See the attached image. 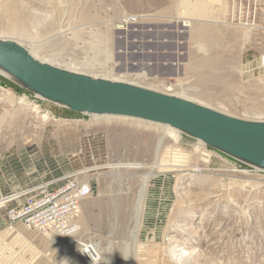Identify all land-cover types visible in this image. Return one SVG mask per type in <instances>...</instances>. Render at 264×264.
Instances as JSON below:
<instances>
[{"label": "rangeland", "instance_id": "obj_1", "mask_svg": "<svg viewBox=\"0 0 264 264\" xmlns=\"http://www.w3.org/2000/svg\"><path fill=\"white\" fill-rule=\"evenodd\" d=\"M8 2L25 31L1 15ZM0 37L61 68L264 120V0H0ZM30 94L0 72V199L81 171L91 186L81 236L99 245L101 262L111 243L122 264L138 220L134 264H181L174 245L193 251L183 264H264V171L162 124L76 113ZM14 226L0 224V264H83L58 238Z\"/></svg>", "mask_w": 264, "mask_h": 264}, {"label": "water", "instance_id": "obj_2", "mask_svg": "<svg viewBox=\"0 0 264 264\" xmlns=\"http://www.w3.org/2000/svg\"><path fill=\"white\" fill-rule=\"evenodd\" d=\"M0 72L39 99L70 111L169 125L246 166L264 171V120L236 117L138 84L70 71L40 61L17 41L2 37Z\"/></svg>", "mask_w": 264, "mask_h": 264}, {"label": "built area", "instance_id": "obj_3", "mask_svg": "<svg viewBox=\"0 0 264 264\" xmlns=\"http://www.w3.org/2000/svg\"><path fill=\"white\" fill-rule=\"evenodd\" d=\"M252 13L248 7V23L253 22ZM134 19L135 17L128 18ZM34 98L39 99L36 96ZM90 193L91 186L83 178L82 172L72 171L11 196L14 198L10 201L21 197L23 199L14 205L5 204L0 208H4L10 224L20 223L27 229L58 238L61 244L74 250L84 264H101L99 249L96 250L92 245L96 242L82 238L78 221L81 201Z\"/></svg>", "mask_w": 264, "mask_h": 264}, {"label": "bare ground", "instance_id": "obj_4", "mask_svg": "<svg viewBox=\"0 0 264 264\" xmlns=\"http://www.w3.org/2000/svg\"><path fill=\"white\" fill-rule=\"evenodd\" d=\"M3 17H6L7 18V21H8V24L12 27V25H20L21 26V28L24 30L25 28H26V25H27V19H25L23 16H21V14L19 13V10H18V8H17V5H16V3H14V2H8V3H6V4H4L3 5V7H2V14H1ZM1 16V17H2ZM187 25H189V22H185V26H187ZM191 30V29H190ZM25 31V30H24ZM63 30L62 29H60V30H58V32H56V33H54L53 35H57V34H59V33H61ZM51 36H52V34H51ZM27 49H28V51L31 53V55H33L35 58H37V59H39L40 61H44V62H48V63H50V64H52L53 65V62H49V61H46V60H44L43 58H40V57H38L36 54H35V52H34V50L32 49V48H30V47H26ZM87 63V62H86ZM66 67V66H65ZM65 69H67V70H70V71H76V72H79V71H77V70H72V69H70V68H65ZM83 73V72H82ZM133 75H135L136 77H142V78H148L149 77V74L145 71V70H139L138 72H134L133 73ZM93 77H95V76H93ZM103 77V76H102ZM103 78H105V77H103ZM114 80V79H113ZM122 81V80H121ZM126 82V81H125ZM131 83V82H130ZM175 95V94H174ZM7 100L8 101H10L11 103H15V99H14V95L11 93V92H9V91H7ZM187 99H189V98H187ZM190 100H192V99H190ZM194 101V100H193ZM195 102H198V101H195ZM198 103H201V102H198ZM35 109L37 110L38 109V107L36 106L35 107ZM6 110V109H5ZM8 111V110H7ZM9 112V111H8ZM5 114H6V111H5V113H3V115L0 117V123H2L3 121H4V119H5ZM7 115V114H6ZM48 116V115H47ZM96 116H104V117H122V116H112V115H96ZM125 118H128V117H124V119ZM129 118H131V117H129ZM132 120V119H131ZM139 120V119H138ZM152 123V122H151ZM163 127L162 128H165L166 130H171V129H173V131L174 130H176V131H178L177 129H175V128H173V127H171V126H169V125H162ZM179 132V131H178ZM201 142V141H200ZM119 164V163H118ZM117 167H131V168H139V167H141V165H138L137 163L136 164H120V165H118ZM187 170H189V168L187 169ZM86 171V170H85ZM150 173H148V174H146L145 176H144V178H143V185H142V188H144L145 186H146V184H147V181L149 180V175ZM152 175V174H151ZM21 194V193H20ZM141 198H140V200H139V202H138V205H141L142 203H144V200H145V193H144V190L142 189V193H141ZM14 197H11V198H9V197H3V198H1L0 199V206H2V205H7V203L11 200V199H13ZM80 214H81V216H82V214H83V211L80 209V213H79V216H78V219H79V217H80ZM136 224L139 226V222H138V220L136 221ZM138 226H136V228H135V230L133 231V233L131 234V237L129 238V240L128 241H126L125 243H124V246H123V254H122V264H134V260H135V258L136 257H134L133 259H132V257H131V252L132 251H135L134 249V245L130 242V241H133L134 243H136L137 242V235H138V230H137V228H138ZM93 245V247L96 249V250H98V244L97 243H93L92 244ZM111 249H112V246H111V243H109V246H108V252H107V261L106 260H104V261H102L101 262V264L103 263V264H114V260H115V258L113 257V255L111 254ZM190 250V249H189ZM170 251H172V255H173V257L175 258L174 259V261L176 260L178 263H181V264H183V262H185V257H187L188 255H190L191 253H193V251L191 252V251H188V249H185V247L183 246V247H180V245H174L171 249H170ZM99 255H100V252H99ZM100 258H101V255H100ZM187 259H189V258H187ZM81 260V259H80ZM82 261V260H81ZM83 263V262H82ZM84 264V263H83Z\"/></svg>", "mask_w": 264, "mask_h": 264}, {"label": "crops", "instance_id": "obj_5", "mask_svg": "<svg viewBox=\"0 0 264 264\" xmlns=\"http://www.w3.org/2000/svg\"><path fill=\"white\" fill-rule=\"evenodd\" d=\"M42 183V182H41ZM25 183H21L20 185H19V187H20V189L22 190L21 192H19V193H22L23 191H25L26 189H28V188H30V187H32V185H27V184H25ZM37 184H40V182L39 183H37ZM37 184H34V185H37ZM33 185V186H34ZM19 189V190H20ZM23 199V197H21V198H19V199H16V200H12V201H9V202H11V203H9L8 205H14V204H16V203H19L21 200ZM4 213H5V211H4ZM8 223V224H10L9 223V221H8V219H7V217H6V215L4 214V216L3 215H1V217H0V224H2V223ZM10 225H15L14 227L15 228H13V229H16V228H21V224L20 223H13V224H10ZM23 228L22 229H24L25 230V227L24 226H22ZM26 230H27V228H26ZM28 230H32V229H28Z\"/></svg>", "mask_w": 264, "mask_h": 264}, {"label": "trees", "instance_id": "obj_6", "mask_svg": "<svg viewBox=\"0 0 264 264\" xmlns=\"http://www.w3.org/2000/svg\"><path fill=\"white\" fill-rule=\"evenodd\" d=\"M30 96H31L32 98H34V96H33L32 94H30ZM241 165H243V164L239 163V166H241Z\"/></svg>", "mask_w": 264, "mask_h": 264}]
</instances>
